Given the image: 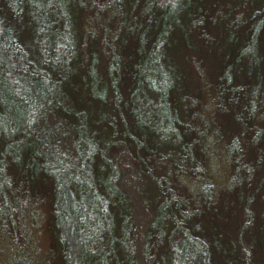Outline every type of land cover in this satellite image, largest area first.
Wrapping results in <instances>:
<instances>
[{
    "label": "trees",
    "instance_id": "obj_1",
    "mask_svg": "<svg viewBox=\"0 0 264 264\" xmlns=\"http://www.w3.org/2000/svg\"><path fill=\"white\" fill-rule=\"evenodd\" d=\"M248 2L247 11L241 1L218 17L209 6L193 10L195 0H0V238L14 244L7 264H20L17 254L26 252L40 264L43 250L44 264H141L139 252L144 264H218V242L191 224L201 212L192 202H211L217 185L211 161L183 141L193 135V151L197 134L203 142L211 134L216 142H243L232 151L234 173L244 168L251 184L263 167L264 0ZM234 6L246 14L237 16ZM210 22L232 43L210 96L218 106L215 123L223 124L218 129L206 115L197 123L196 109H208L201 87L181 88L176 68L168 69L180 44L189 49L188 35L209 39ZM189 52L198 59L197 46ZM96 70L102 93L87 91ZM198 75L206 74L201 68ZM70 87L84 89L85 97ZM97 108L100 117L87 116ZM123 144L155 181L159 199L149 203L153 216L140 247L112 152ZM249 149L258 152L255 166H240ZM194 176L203 182L183 181ZM257 185L259 191L264 173ZM244 210L248 219L229 245L235 264H253L246 230L254 211ZM34 219L44 247L32 235Z\"/></svg>",
    "mask_w": 264,
    "mask_h": 264
},
{
    "label": "rangeland",
    "instance_id": "obj_2",
    "mask_svg": "<svg viewBox=\"0 0 264 264\" xmlns=\"http://www.w3.org/2000/svg\"><path fill=\"white\" fill-rule=\"evenodd\" d=\"M241 1L242 3H245V1L248 3L247 8L245 9V11H247L249 9L248 0H195V4H193V10H197L204 5L207 7L209 6L212 14L220 17V15L223 13L228 12L232 5ZM235 7L236 6L233 7L234 14L237 16L246 14L242 8L235 9ZM221 22L220 24H222ZM187 24L190 25V23ZM210 24L209 39L202 40L199 38V41L198 38L194 36L190 38L188 35V41L187 44H185L189 46V49H187L185 46L182 47L180 44L178 50L175 51L177 54L176 61L172 62V64L169 63L168 69H172V67L176 68L178 78H180L179 86L181 88L183 87L188 91H195L197 86L201 87V91L204 93V96L207 95L205 102L208 106V109L206 112L203 105L202 107L200 106L196 109L197 123L200 122L198 119L202 120L203 115H206L207 120L212 125V127L218 129L220 127L223 128V124L219 123L218 120L215 123V112H217L218 108H216L217 105L215 106V104L211 102L210 96L215 97L217 94V69L224 65L223 60L229 53L232 43L229 41L230 33L223 31V33L220 32L217 34L218 26L215 27L211 22ZM219 28L223 29L220 26ZM191 46H197V52H195V54L198 56V59H193V56L189 57ZM98 68L100 69V67ZM201 68L206 75H201V77L198 78V72L200 73ZM101 74V71L96 70V72L94 71L88 76L86 79L87 91L91 90V88L97 87L98 92L102 93L103 87L100 83H97V80L100 78ZM75 77L81 78L83 77V73H76ZM207 78H209L210 82L206 80ZM86 80L84 81V84ZM77 86H79V83L75 84V87ZM70 91H74L83 97L86 95L85 90L82 88L70 87ZM97 109L98 110L93 113L88 112L89 114H87V116L91 118L92 115L95 114L96 116L100 117V109ZM88 110L89 108H87V111ZM190 115L191 113H186V119H189ZM230 134L232 133H229V137L232 138ZM161 136L162 134H156L157 138H160ZM193 138V135H188L184 138V148L189 152L192 151L195 156L201 159H203L205 156L204 154L207 153V157L209 161H211L209 169L211 168L214 181L217 183V185L213 190L211 202L207 200L205 202H199L198 200L196 202H192V206L197 209L199 208L201 212L198 214L200 216H195L191 224L200 226V230H204L207 235H210L212 238H214L215 242H218L219 246L216 249L218 264H235L237 261L235 257L232 256L233 253L229 254V248L231 246L230 244L232 239H236L240 223L245 219H248L247 216L244 217V213H246L244 208H246L247 205H250L251 209L254 211V225L252 229L246 230V237L248 243L251 246L252 243H254L255 246L254 250L249 248L252 251V254L254 252L252 255L253 264H264V185L259 191H256V188L258 187V181L264 173V158L262 161L263 167L253 173L255 181L253 184H251L248 183L249 174L246 172L247 170H244V168L240 172V175L234 173L238 164L236 161V156L235 154H232V151L233 149L236 150L238 148L243 149L245 146L243 142H238L234 139H229L226 142H216V137L214 134H211L210 138L203 142L198 141L200 139V135L197 134L196 142H198V144L195 146L196 149L193 151L192 148L189 147L190 143L192 144L194 142ZM66 145L67 147L71 146L69 141L66 142ZM112 152L117 164L121 169V183L128 191V197L133 206L136 224L134 238L136 240L137 246L139 245L140 247L145 229L153 216L152 213L154 209L150 206V204L159 202L157 189L151 188V186L155 184V181L147 173L139 170V163L134 160V157L129 153V149L126 145H120L117 151ZM257 154L258 152L254 153L251 149H249L248 153H245L241 156V159H238L239 165L243 167H254L257 160H253L258 158ZM252 156L255 157L253 158ZM202 179L203 178L200 176H194L193 178H187L186 180L183 178V181L188 184L190 183L198 185L201 184ZM186 204V209L191 210L189 203L186 202ZM30 207H33V209L36 210V213H38L37 210L39 209H36L37 207ZM46 208L47 206L44 203L43 206H41V209L44 212ZM42 211L38 218L39 222L41 223V226L39 227L41 230L45 226V215L42 213ZM29 217L30 215H28L27 219L24 221H27V223L31 225L32 217ZM36 222L37 221L34 219L32 224V235H37V237L40 239L38 244L43 246L45 243V238L43 233L41 234L37 229L38 226L34 224ZM6 240H8L7 237ZM6 240L0 238V246L6 247V250H3V254L0 257L1 264H7L8 261L13 259L11 257L10 250L14 244L13 242H7ZM213 250L215 251L214 247ZM37 253L38 257L41 259L39 260L41 264L44 262L42 258L45 255V250L39 251ZM17 257L20 260V264H33L35 260V255H29L27 252L24 254L18 253ZM139 258L140 263L144 264L143 258L140 256V252Z\"/></svg>",
    "mask_w": 264,
    "mask_h": 264
}]
</instances>
